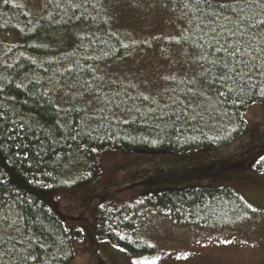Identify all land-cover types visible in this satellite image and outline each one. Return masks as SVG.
I'll use <instances>...</instances> for the list:
<instances>
[{
	"label": "trees",
	"instance_id": "1",
	"mask_svg": "<svg viewBox=\"0 0 264 264\" xmlns=\"http://www.w3.org/2000/svg\"><path fill=\"white\" fill-rule=\"evenodd\" d=\"M48 1L32 18L25 7L0 0V264H70L73 260L63 210L101 176L96 162L83 159L75 179L66 182L74 152L86 159L107 151L180 159L202 156L245 136L248 124L243 113L254 104H264L258 88H251L246 103L239 101L241 89L249 91L256 79L245 82L233 76L223 88L220 81L211 86L219 69L210 61L220 58L223 63L225 55L206 44L204 25L215 20L213 27L227 25L235 30L245 17L256 23L264 13L251 0L210 1L211 7L204 0L199 4L146 0L186 14L182 43L168 48H182L192 60L190 69L163 102L131 96L111 104L101 99L99 87L109 67L129 59L140 45L112 29V21H102L111 0ZM237 39L253 56L259 55L252 51L254 47H264V32L255 28L242 37L237 33ZM218 89L227 98L220 97ZM261 158L264 149L252 161L257 172L264 171ZM223 170L237 172L238 167L233 161ZM221 181V185L112 191L74 220L85 223L90 216L96 240L131 257L149 255L153 249L132 236L135 212L127 203L143 201L175 224L226 229L253 211L223 184L230 183V175L224 173ZM123 192L127 195L118 199ZM74 234L82 238V228Z\"/></svg>",
	"mask_w": 264,
	"mask_h": 264
},
{
	"label": "rangeland",
	"instance_id": "2",
	"mask_svg": "<svg viewBox=\"0 0 264 264\" xmlns=\"http://www.w3.org/2000/svg\"><path fill=\"white\" fill-rule=\"evenodd\" d=\"M210 1L225 4L238 0ZM12 2L25 7L32 18L43 2L51 3L48 0ZM109 8L102 21H112L110 27L140 45V49L123 63L109 67L110 72L107 70L109 73L104 75L99 87L101 99L111 104L116 98L136 96L144 100L143 97L148 96L149 99L144 101L163 102L191 66L192 60L182 48L171 49L174 44L182 43L181 37L188 25L186 14L179 8L146 0H111ZM13 41V37L9 38V42ZM58 97L61 98V94ZM243 118L248 124L245 136L202 156L180 159L119 152L110 155L107 151L86 159L74 152L67 165L66 182L75 179L83 159L88 163L96 162L101 168V176L95 185L81 191L63 210L73 244L74 256L70 264H132L134 260L157 257L158 264H264V171L257 172L252 165L253 159L264 149V104L250 106ZM233 161L238 167L237 172L224 171L223 166ZM217 167L220 169L215 171ZM224 173L230 175V183L223 184L233 188L251 211L256 209L226 229L175 224L143 201L127 203L135 212L132 236L153 249L149 255L131 257L107 242L96 240L90 216L84 218L85 223L74 220L80 213L86 215L93 202L112 191H132L135 186L159 190L192 184L221 185ZM126 195L123 192L117 197L121 199ZM77 227L82 228V238L74 234Z\"/></svg>",
	"mask_w": 264,
	"mask_h": 264
},
{
	"label": "snow or ice",
	"instance_id": "3",
	"mask_svg": "<svg viewBox=\"0 0 264 264\" xmlns=\"http://www.w3.org/2000/svg\"><path fill=\"white\" fill-rule=\"evenodd\" d=\"M200 2L201 0H196L197 4ZM204 2L208 3L209 7L212 6L210 0H204ZM244 2L247 3L248 0H244ZM251 2L255 7L260 8L262 13H264V0H251ZM221 7H223V5H221ZM237 7H239V5H237ZM232 10L235 11L236 9L233 8ZM243 12L244 9L241 7L240 13ZM252 19V17H245L240 21V24H245V27L241 28L240 24H237L235 30L228 29L227 25L213 27L212 25L216 24L215 20H212L211 25H204V27L208 29L205 34L207 36L206 44L216 52L225 55L223 63H220V58L210 61L214 67L219 69L217 79L211 82V86H214L217 81H220V87L223 88L227 85L229 80L233 79V76H238L245 82L253 79L258 81L256 84L249 85V91L241 89V93L238 94L241 104L247 102L251 88H258V95L264 100V79H260L264 77V47H254L252 51L258 52L259 55L253 56L252 52L248 51V46L242 44L240 40L237 39V33L242 37L247 34V31L250 28H255L264 32V18L259 19L256 23H251ZM246 21L248 23H246ZM179 42L180 41H177V43ZM201 59H207V57L202 56ZM257 60L259 61V64L255 63ZM254 72L258 74V76H254ZM17 87H20V85H17ZM227 91L231 93L233 89L228 87ZM218 95L227 98L226 93L223 90L218 89ZM143 99L148 100L149 97L144 96ZM261 159L264 160V158ZM252 211H256V209H252ZM158 260L159 257L154 259L143 258L140 260H134L132 264H158Z\"/></svg>",
	"mask_w": 264,
	"mask_h": 264
}]
</instances>
